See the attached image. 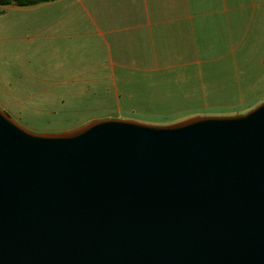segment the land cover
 Returning <instances> with one entry per match:
<instances>
[{
	"label": "water",
	"instance_id": "obj_1",
	"mask_svg": "<svg viewBox=\"0 0 264 264\" xmlns=\"http://www.w3.org/2000/svg\"><path fill=\"white\" fill-rule=\"evenodd\" d=\"M0 264H264V101L61 132L0 107Z\"/></svg>",
	"mask_w": 264,
	"mask_h": 264
},
{
	"label": "crops",
	"instance_id": "obj_2",
	"mask_svg": "<svg viewBox=\"0 0 264 264\" xmlns=\"http://www.w3.org/2000/svg\"><path fill=\"white\" fill-rule=\"evenodd\" d=\"M233 2L240 12L250 8L249 24L264 23V0ZM230 10L228 0H13L0 4V56L24 68L20 90L13 92L115 94L128 81L122 77L195 68L201 59L190 54L210 45L208 18L214 23ZM236 42L230 36L220 44L235 54ZM39 64L48 69L40 81ZM34 82L42 88H31ZM107 98L120 104V98Z\"/></svg>",
	"mask_w": 264,
	"mask_h": 264
},
{
	"label": "rangeland",
	"instance_id": "obj_3",
	"mask_svg": "<svg viewBox=\"0 0 264 264\" xmlns=\"http://www.w3.org/2000/svg\"><path fill=\"white\" fill-rule=\"evenodd\" d=\"M228 2L230 11L217 15L214 23L208 18L210 45L204 43L198 53L190 54L201 59L195 68L171 67L149 76L122 77L128 81L115 94L13 92L20 90L24 68L20 60L0 56V107L37 132L66 131L108 117L170 124L194 115L245 113L264 101V23L249 24L250 8L240 12L233 0ZM230 36L240 42L235 54L220 44ZM35 69L38 81L48 71L40 64ZM34 85L31 88L43 84ZM107 96L120 98V104Z\"/></svg>",
	"mask_w": 264,
	"mask_h": 264
},
{
	"label": "trees",
	"instance_id": "obj_4",
	"mask_svg": "<svg viewBox=\"0 0 264 264\" xmlns=\"http://www.w3.org/2000/svg\"><path fill=\"white\" fill-rule=\"evenodd\" d=\"M13 0H0L1 5H8L12 2ZM42 1H50V0H16V2L19 5H30V4H36Z\"/></svg>",
	"mask_w": 264,
	"mask_h": 264
}]
</instances>
